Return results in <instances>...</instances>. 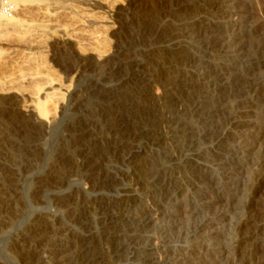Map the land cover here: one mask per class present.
<instances>
[{"label": "rangeland", "instance_id": "obj_1", "mask_svg": "<svg viewBox=\"0 0 264 264\" xmlns=\"http://www.w3.org/2000/svg\"><path fill=\"white\" fill-rule=\"evenodd\" d=\"M171 1L170 13L161 12L151 32L131 12L119 19L118 7L126 0H32L22 17L17 12L13 16L29 26L0 29V131L6 137L0 148V178L14 177L8 194L16 198V210L4 213L0 222V264H27L17 246L29 242L31 255L54 262L64 253L80 262L73 243L58 253L43 240H24L32 219L47 214L59 216L81 235H102L109 264L264 263L254 255L261 249L253 242L264 241V0H221L222 12L200 11L187 19L176 0ZM199 16L205 22L191 26ZM38 24L59 29L43 31ZM168 28L175 34L162 38L159 32ZM33 38L40 47L26 49L24 44ZM176 45L184 51L179 63L156 52ZM82 53L91 59L113 57L103 69H76L73 64ZM164 75L180 81L170 103L164 98ZM142 77H151V86L142 85ZM49 79L62 104L53 124L36 134L15 119L8 100L21 105L31 97L43 98L50 91L45 84ZM127 83L160 98L161 120L140 96L129 100L133 106L127 114L120 109L115 94ZM136 104H144L145 112L135 110ZM246 110L235 124V116ZM121 117L138 123L117 131ZM149 127L161 139L137 136ZM97 137L101 140L95 142ZM109 141L125 147L115 149ZM32 149L37 153L31 155ZM65 150L74 154V163L61 159L63 178L42 186L39 179L49 175L52 162ZM133 150L146 163L144 178L129 159ZM85 151L97 163L98 176H114V184H95ZM128 193L134 197L125 216L111 224L101 200L117 201ZM70 195L91 202L89 228L59 204L58 198ZM107 227L112 228L110 236ZM250 231L256 237L245 241L243 235Z\"/></svg>", "mask_w": 264, "mask_h": 264}, {"label": "bare ground", "instance_id": "obj_2", "mask_svg": "<svg viewBox=\"0 0 264 264\" xmlns=\"http://www.w3.org/2000/svg\"><path fill=\"white\" fill-rule=\"evenodd\" d=\"M12 2V4L14 5V9L15 12H17L20 15V12L24 11V10H28L27 5L30 1L32 0H10ZM39 1H44V0H39ZM50 1V0H49ZM55 1V0H54ZM171 1V0H170ZM169 0H126V3L124 5H122L121 7H118L117 13L119 14V19L123 20L124 15L126 14V12H131L134 16V18L138 19L141 21V23H143V27H144V31L145 32H151L152 29L155 27L154 25L158 22V17H160L161 12L166 11L169 12L172 9V1L170 2ZM45 4V3H44ZM48 4V3H47ZM48 6V5H47ZM176 6L178 11H180V13H182L183 15H186V19L189 17H192V15H195L197 12L199 13L200 11H206V12H222L225 8V3L221 2V0H176ZM30 7V6H29ZM43 7V6H42ZM39 8V7H38ZM32 10V9H31ZM42 10V9H41ZM44 10V9H43ZM46 11V10H45ZM53 11V10H52ZM29 12V11H28ZM56 13V11H55ZM16 14V15H18ZM42 14V13H41ZM44 14V13H43ZM23 15V13L21 14ZM20 15V16H21ZM26 15V14H25ZM39 15V13H38ZM46 15V14H45ZM22 17V16H21ZM44 17V16H43ZM56 17V16H55ZM49 18V17H47ZM193 19V18H191ZM190 19V20H191ZM53 21V20H52ZM52 21L49 23H52ZM192 24L191 26L197 25V24H202L205 22V20L203 19V17L199 16L197 18H194L192 20ZM139 24V23H138ZM26 26H29L28 24H26V21L23 20L22 18H20L19 16L16 17H12V18H7L5 17L1 10H0V29L5 30V31H15V30H21L23 28H25ZM34 25H32L33 27ZM37 26V24H36ZM38 28H41L43 31H48V30H52V29H57L58 25H54V24H43V25H39L38 24ZM60 26V25H59ZM30 27V28H32ZM59 29V28H58ZM57 29V30H58ZM19 30V31H20ZM29 30V29H27ZM34 30V29H32ZM31 30V31H32ZM39 30V29H38ZM29 31V32H31ZM119 32V31H118ZM47 33V32H45ZM121 33V31L119 32V34ZM49 34V33H48ZM175 34L174 30H170L168 29H164L161 30L159 32V35L162 38L165 37H170L173 36ZM177 37V36H176ZM37 38V37H34ZM33 38V39H34ZM77 39V38H76ZM28 43V42H27ZM42 44V43H41ZM78 44V43H77ZM25 48L28 50H33L36 48L40 47V43H39V39H34L31 43L29 42L28 44H24ZM177 46V45H176ZM18 48V47H17ZM121 52H123L122 54L126 55L128 53V49L123 48V46L120 48ZM119 49V50H120ZM75 50V49H74ZM156 52H164L166 54H169L170 58L172 57V59H174L175 61L178 62V59H183L184 57V51L182 49V47H174V48H163V49H156ZM117 51V50H116ZM118 53V52H116ZM154 53V52H153ZM31 54V53H30ZM72 54V53H71ZM86 54V53H85ZM156 54V53H155ZM163 54V53H162ZM123 55V56H124ZM128 56V55H127ZM161 56V54H160ZM166 56V55H165ZM164 56V57H165ZM168 56V55H167ZM71 57V56H70ZM113 57V55H111L108 58H102V56L96 57V58H86L84 56V54L82 53L81 55H79L77 57V60L74 65V68L79 69V68H99V69H103V67L105 65H107L111 58ZM74 58V57H72ZM155 58V57H154ZM158 58V57H157ZM167 58V57H166ZM177 59V60H176ZM61 60V59H60ZM73 60V59H72ZM71 60V61H72ZM116 60V59H115ZM73 61V63L75 62ZM184 61V60H183ZM116 62V61H115ZM169 62V61H168ZM180 62V61H179ZM178 62V63H179ZM260 62V61H259ZM118 63V62H117ZM133 63V62H132ZM256 63H258V61H256ZM69 64V63H68ZM115 64V63H114ZM127 64V63H126ZM120 65V63H119ZM152 65V64H150ZM177 65V64H176ZM141 66V65H140ZM148 66V64H147ZM182 66V65H181ZM106 67V66H105ZM108 67V65H107ZM123 68V67H122ZM137 68V66H136ZM147 68V67H146ZM105 69V68H104ZM139 69V68H138ZM145 69V68H144ZM167 69V68H166ZM74 70V69H73ZM143 70V69H142ZM168 70V69H167ZM171 70V69H170ZM81 71V70H80ZM138 71V70H137ZM140 72V71H139ZM150 72V71H149ZM153 72V71H152ZM163 72V71H162ZM166 72V71H165ZM164 73V72H163ZM183 73V72H182ZM167 74V73H166ZM187 74V73H186ZM163 75V74H162ZM170 75V73H169ZM174 75V73H173ZM145 76V75H143ZM165 76V75H164ZM187 76V75H186ZM141 77V76H140ZM162 77V76H160ZM166 78H162L164 80V84L166 86V91L164 94V98L167 102H173L174 101V92L173 89L179 85L180 81L178 80H172V78H168L167 75L165 76ZM170 77V76H169ZM143 78V82L146 85H150L151 86V77L150 78H146V77H142ZM170 79L172 81H170ZM182 79V78H181ZM50 80V81H49ZM46 80V85L48 86V89H50V91L44 92V97L41 98L39 96L36 97H31V99L29 101H25L23 104L19 105L18 100H8V102L11 105V112L13 114V116L15 117V119L18 122H21L26 128H28L29 131L31 132H35L37 134V132L42 131V129L47 128V126L49 124L52 123V121L54 122V114L55 111H57V108H60L61 104H62V98L59 96L60 94L57 92V89L51 87L52 84V80L49 79ZM44 81V80H43ZM54 81V80H53ZM142 81V80H141ZM163 82V81H162ZM185 82V81H184ZM183 82V83H184ZM132 83V82H131ZM136 83V82H134ZM182 83V84H183ZM44 85V84H43ZM143 85V84H142ZM141 85V86H142ZM184 85V84H183ZM188 81L186 78V86H188ZM41 88V85H39ZM140 86V85H139ZM145 86V85H144ZM45 87V86H44ZM165 88V87H164ZM148 89V88H147ZM146 90V89H145ZM143 91L140 90L137 86H134L130 83L125 84L124 88L122 89H118L117 90V94L116 97L118 98V100L120 101V109L123 110V112H129L130 109H132L133 104L131 105V102H129V100L133 97H143L145 99L144 103H149L151 104V106H154V110L155 111V117L158 120L162 119L160 110L158 108V104H159V99L160 98H156L154 96V94L151 93H147V91ZM188 90V89H187ZM150 92V91H148ZM8 93V92H7ZM103 93V92H102ZM43 95V93H42ZM110 94H107L106 97H110ZM62 96V95H61ZM135 97V98H136ZM162 97V95H161ZM112 98V97H111ZM116 98V99H117ZM105 99V97H104ZM139 99V98H138ZM142 99V98H141ZM117 100V101H118ZM159 100V101H158ZM104 101V100H103ZM107 101V99H106ZM110 101V100H109ZM115 101V100H114ZM142 101V100H140ZM139 101V102H140ZM111 102V101H110ZM116 102V101H115ZM114 102V103H115ZM138 103V102H136ZM143 103V101H142ZM79 104V103H78ZM105 105V104H103ZM112 106V105H111ZM146 106V105H145ZM96 107V106H95ZM107 107V106H106ZM4 108V107H3ZM101 108V107H100ZM119 108V107H118ZM135 110L140 111V110H144V104L142 105H137L134 107ZM114 109V108H113ZM119 109V110H120ZM120 110V111H121ZM151 110V109H150ZM2 111H6L3 110ZM116 112L119 113V111L116 110ZM145 112V110H144ZM248 111H243L241 112L240 116L237 115L235 117H237L238 119L236 120V118H234V123H238L240 121V117L243 114H246ZM112 113V112H111ZM111 113L110 116H111ZM117 113V114H118ZM127 114V113H126ZM146 114V113H145ZM105 115V114H104ZM107 115V114H106ZM129 115V114H128ZM120 116V115H119ZM118 116V117H119ZM125 116V115H124ZM142 116V115H141ZM144 116V115H143ZM150 116V115H149ZM104 117V116H103ZM109 117V116H108ZM113 117V116H111ZM123 117V116H122ZM122 117L120 119H118V123L117 126L121 127L118 128L117 131H120L119 129H125L126 127L129 128V126H134L136 123H138V121H136V118H131L134 119V123L132 122V120H122ZM154 118V116H153ZM146 119V118H145ZM86 120V119H85ZM106 120V119H105ZM116 120V119H115ZM156 120V121H157ZM158 120V121H159ZM136 121V122H135ZM145 121V120H144ZM92 122V121H91ZM146 122V121H145ZM161 122V121H160ZM84 122H82L83 124ZM93 123V122H92ZM106 123V122H105ZM149 123V122H148ZM147 123V124H148ZM53 124V123H52ZM77 124V123H76ZM98 124V123H97ZM151 124V123H150ZM239 124V123H238ZM99 125V124H98ZM113 125V124H112ZM128 125V126H127ZM143 125V124H142ZM149 126V125H148ZM83 127V126H82ZM90 127V126H89ZM111 127V126H110ZM144 127V125H143ZM154 127V126H153ZM152 127V128H153ZM77 128V127H76ZM115 128V127H114ZM145 128V127H144ZM79 129V127H78ZM139 129V128H138ZM142 129V127H141ZM156 129V128H155ZM111 130V129H110ZM129 130V129H128ZM136 130V129H135ZM73 131V130H72ZM77 131V130H76ZM79 132V131H78ZM86 132V130H85ZM114 132V131H113ZM133 132V131H132ZM84 133V131H83ZM121 133V132H120ZM105 134V133H104ZM107 134V133H106ZM110 134V133H109ZM112 134V133H111ZM116 134V133H113ZM129 134V133H128ZM135 134V133H134ZM137 136L140 134V136L142 137V135H147L150 136V138H154L155 141L157 139H161L159 137V135H157V131L154 129L146 128L145 130H142L140 133H136ZM135 134V135H136ZM89 136V135H88ZM109 136V135H108ZM113 136V135H112ZM128 136V135H126ZM115 137V136H114ZM78 138V137H77ZM105 138V137H104ZM128 138V137H127ZM132 138V137H131ZM145 138V137H144ZM149 138V139H150ZM85 139V138H84ZM107 139V138H106ZM113 139V138H112ZM136 139V138H135ZM143 139V138H140ZM101 139L95 138L94 141L98 142ZM111 140V139H110ZM115 140V138H114ZM113 140V141H114ZM126 140V138H125ZM128 140V139H127ZM132 140V139H131ZM139 140V139H138ZM6 137L5 135L0 131V148L2 147L3 144H5L6 142ZM106 141V140H104ZM129 141V140H128ZM5 142V143H4ZM118 142V141H117ZM135 142V141H134ZM138 142V141H137ZM78 143V142H77ZM109 143L113 144V148L115 149H120L122 147H125V144H121V143H114V142H110ZM125 143V142H124ZM165 143V142H164ZM94 144V143H93ZM75 146H77L76 144H74ZM101 145V144H100ZM132 145V144H130ZM128 145V146H130ZM94 146V145H93ZM135 147V146H134ZM133 148V146H132ZM131 149V148H130ZM84 150V149H83ZM100 150L102 152L105 151V146H100ZM66 151V150H65ZM64 151V152H65ZM91 150H89L90 153ZM118 151V150H117ZM124 151V149H123ZM131 151V150H130ZM60 152V151H59ZM100 152V151H99ZM110 152V151H109ZM31 155L37 153V149L33 150L29 152ZM64 155L63 151L59 153V157L56 158L53 162L52 165L50 167L49 170V175L46 177H41L39 179V182L42 184V186H44L46 184V182L51 179L54 181H60L63 177V168L61 166V159H63L64 157L68 158L69 161H73L74 163V154L70 151H66ZM85 153H87L85 151ZM92 153V152H91ZM111 153V152H110ZM113 153V152H112ZM108 154V153H106ZM87 157L85 156V159L87 158V163H88V174L91 176H94L95 179V184L98 186L103 187L102 185H112L116 182V178L114 176H106L103 178H101L103 175L101 174V177L98 176V165L95 161H93V159L91 158V156H89V154L87 153ZM104 155V154H103ZM34 156V155H33ZM32 156V157H33ZM29 158L31 156H28ZM97 157H99L97 155ZM102 158V157H101ZM142 156L140 154V151H136L133 150V155L130 156V160L131 163L134 165L136 173L138 172L139 176L141 178H144V174H146L147 172L144 171V169L146 168V163L143 162L142 160ZM31 159V158H30ZM65 159V158H64ZM67 159V160H68ZM107 159V158H106ZM61 160V161H60ZM95 160V159H94ZM101 160V159H99ZM32 162V160H31ZM60 162V163H59ZM64 162V160H63ZM72 163V162H71ZM63 164V163H62ZM65 164V163H64ZM63 164V165H64ZM86 165V164H85ZM100 168V167H99ZM8 172H10V174L12 172H14V169L12 167H7ZM103 170V169H102ZM134 170V169H133ZM66 171V170H65ZM64 171V172H65ZM67 173V172H66ZM65 173V174H66ZM14 173H12L11 175H13ZM15 176V175H14ZM65 176V175H64ZM136 176V175H135ZM88 177V176H87ZM7 178H0V222L4 221L2 219L4 213L8 214L12 211V209H15V204H16V198L15 197H10L8 191L14 186V184H12L11 181H14V177H11L10 179L6 180ZM137 179L138 176H137ZM147 179V177L145 178V180ZM143 180V179H142ZM90 181V180H89ZM53 182V181H51ZM118 182V181H117ZM14 183V182H13ZM136 183V182H135ZM48 184V183H47ZM116 185V184H115ZM95 186V185H93ZM105 188V187H104ZM136 188V187H135ZM15 190V189H14ZM134 193V192H133ZM136 193V192H135ZM134 193V194H135ZM16 194V192L14 193V195ZM136 195V194H135ZM12 196V195H11ZM134 195L131 193H128L126 195H124V197L120 200L117 201H106V200H101L100 204H101V208L104 210V214H106L108 216V219L110 220L111 224H114L118 219H120L122 216H125V213L123 215L124 209L127 205H129L128 203L133 200ZM85 200V199H84ZM81 201L78 200V198L75 197V195H70V196H62L60 198H58V202L59 204L64 207L68 213V215L74 219L77 220L78 222L83 223V225H85L86 227L89 228V225L91 224L92 221V212L94 211L91 205V202L88 201ZM115 200V199H114ZM98 205V204H97ZM61 207V208H62ZM16 210V209H15ZM15 212V211H13ZM12 212V213H13ZM16 214V213H15ZM102 215V214H101ZM95 216V215H94ZM122 219V218H121ZM120 219V220H121ZM108 220V221H109ZM104 222V221H102ZM109 222V223H110ZM64 223V222H63ZM62 221L60 220L59 216L54 217L51 215H40L39 217L37 216L36 219H32V224L28 230V232L25 234L24 240H28L31 241L32 238H35V240L39 239V240H43L47 243V246H49L52 251H56L58 253H63L64 249L66 248V246H68L69 244H74L75 246H77L78 248H76V251L78 253L79 256H81V260L78 263H74V261H72V256L64 254L63 256H58L56 258H58V260H56V258H54V262H50V260L48 258L50 257H46L43 255H31V249H29L30 247H28L26 244H30L26 243V244H21L18 247L19 251L21 252L23 258L26 260L27 264H109L110 263V259L108 254L105 252V250L103 249L102 245H101V240L103 237H101L98 234H89V235H81L79 233H77L76 231L72 230L70 227H67L65 224H63ZM105 223V222H104ZM93 224V223H92ZM110 224V225H111ZM117 224V222L115 223ZM112 229V228H111ZM111 229L109 227H107L105 229V232L108 236L112 235ZM102 230V229H101ZM113 231V230H112ZM246 231V230H245ZM249 231V230H248ZM116 232V231H115ZM89 233V232H88ZM245 233V232H244ZM247 233V232H246ZM102 234V233H101ZM114 236V235H113ZM255 232H249L247 234L243 235V239L245 241L248 240H252L253 238H255ZM105 239V238H104ZM34 240V241H35ZM109 240V239H108ZM39 242V241H38ZM259 249H261V251H256V253L254 254L257 257H261L262 260H264V241L262 240H254L253 241ZM93 250H97L96 253L93 252ZM252 250V249H251ZM257 250V249H256ZM89 251H92L93 253L90 254ZM54 254V253H53ZM56 254V253H55ZM78 256V257H79ZM60 257V258H59ZM77 257V258H78ZM77 260V259H76ZM53 261V260H52ZM264 264V263H263Z\"/></svg>", "mask_w": 264, "mask_h": 264}, {"label": "built area", "instance_id": "obj_3", "mask_svg": "<svg viewBox=\"0 0 264 264\" xmlns=\"http://www.w3.org/2000/svg\"><path fill=\"white\" fill-rule=\"evenodd\" d=\"M0 10L2 14L7 18H12L15 15L14 5L10 0H1Z\"/></svg>", "mask_w": 264, "mask_h": 264}]
</instances>
